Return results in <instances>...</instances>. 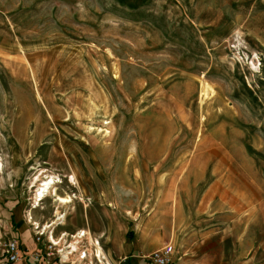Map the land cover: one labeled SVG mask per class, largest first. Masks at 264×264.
<instances>
[{"label": "rangeland", "instance_id": "1", "mask_svg": "<svg viewBox=\"0 0 264 264\" xmlns=\"http://www.w3.org/2000/svg\"><path fill=\"white\" fill-rule=\"evenodd\" d=\"M13 240L264 264V0H0V264Z\"/></svg>", "mask_w": 264, "mask_h": 264}, {"label": "built area", "instance_id": "2", "mask_svg": "<svg viewBox=\"0 0 264 264\" xmlns=\"http://www.w3.org/2000/svg\"><path fill=\"white\" fill-rule=\"evenodd\" d=\"M36 229L38 230L39 227L36 226ZM43 234L44 233L38 231V233L36 234L38 241H42ZM64 234H62V236L60 237L61 240L64 238L63 237ZM84 239H87V236ZM81 241L82 240H77L76 239V242H75L74 245H79V243H81ZM96 241L99 242V240H96ZM58 245H56L52 241V243H50V245L46 249L47 250L46 255L47 256L54 255L53 251L56 250L55 247H57ZM74 245H72V246L71 245H68L67 246V252H66L67 256L76 257L75 261L73 259H71L72 264L73 263H75V264L77 263L76 261H78V259L80 257L79 256L80 252H83L82 255H85V253H86V258L84 259L85 260L84 263H86V261H89L88 255L90 256V253H89L90 249H89L88 245L86 246L84 244V245L78 247L77 252L74 251V248H73ZM92 246L94 247L93 248V252H94L93 254L95 256L96 249H97V246L98 245H92ZM5 251H6V255H7V264L19 263L24 258L27 259L26 256H29V255H27L26 252H22V250L20 248V244L17 243V241H14V240L13 241H10L9 243L6 244V250ZM35 256L36 257H35L34 260H39V258L42 257V253L39 252ZM172 257H173L172 248L169 247V246H166V247H164L162 249H158V250L152 252L150 255H148L147 259L149 260L150 264H172ZM42 259H43V257H42ZM60 259H61V256H60ZM66 260L70 262V259H66ZM98 262H99V264H101L100 261H99V259H98ZM90 264H92V262H90Z\"/></svg>", "mask_w": 264, "mask_h": 264}, {"label": "bare ground", "instance_id": "3", "mask_svg": "<svg viewBox=\"0 0 264 264\" xmlns=\"http://www.w3.org/2000/svg\"><path fill=\"white\" fill-rule=\"evenodd\" d=\"M56 184H57L56 179H54L52 177H48L45 180L41 181L40 185L38 186V190H37V194H36V199H38L40 202L43 201V200H45L49 196V194H52V190H54ZM57 201H59L60 204L69 205V204H71L73 202V199H72V197H66V198L58 197L57 198ZM63 219H64V217H63ZM84 236H85L84 235V232H82L81 234L78 235V238L81 239V238H84ZM52 240H53V242L56 245L59 244V242H57V240H54L53 238H52ZM74 251L77 252L75 249H74ZM97 253L101 256V254H102L101 253V248H99L97 250ZM82 254H83V252H80V254H79L80 257H79L78 260L81 261V262H84L85 261L84 259L86 258V253H85V255H82ZM98 254L95 256L97 259H99V257H100V256H98Z\"/></svg>", "mask_w": 264, "mask_h": 264}, {"label": "crops", "instance_id": "4", "mask_svg": "<svg viewBox=\"0 0 264 264\" xmlns=\"http://www.w3.org/2000/svg\"><path fill=\"white\" fill-rule=\"evenodd\" d=\"M84 229H85V228H84ZM88 230H89V229H88ZM29 233H30V232H29ZM31 240H32V234H31V233H30V234H26V241H28V242L31 244V246H32V245H34V241H33V240L31 241ZM28 242H27V243H28ZM29 243H28V244H29ZM30 244H29V245H30Z\"/></svg>", "mask_w": 264, "mask_h": 264}]
</instances>
